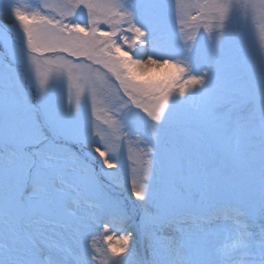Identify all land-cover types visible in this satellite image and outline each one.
<instances>
[{
  "label": "snow or ice",
  "instance_id": "1",
  "mask_svg": "<svg viewBox=\"0 0 264 264\" xmlns=\"http://www.w3.org/2000/svg\"><path fill=\"white\" fill-rule=\"evenodd\" d=\"M240 11L264 0L0 9V264H264V54L228 44Z\"/></svg>",
  "mask_w": 264,
  "mask_h": 264
},
{
  "label": "rangeland",
  "instance_id": "2",
  "mask_svg": "<svg viewBox=\"0 0 264 264\" xmlns=\"http://www.w3.org/2000/svg\"><path fill=\"white\" fill-rule=\"evenodd\" d=\"M39 0H0V9L5 8L9 3H19L23 7L33 8ZM4 22L0 21V27H3ZM227 42L228 44L235 49L242 50L249 60L255 62L260 55L264 54V18H261V14L257 12L253 15L251 12L244 14L243 11L238 12L234 15L233 19L228 25L227 30ZM200 46L205 48H210L211 44L205 40L201 39ZM166 71L164 69H150L147 70L146 75L149 77H155L158 75H163ZM86 94L89 98V104L87 107L88 115L91 116V98H92V89L88 88ZM57 99L65 104L69 101L75 106L76 104V95L77 88L72 82L65 80L64 84L59 86L56 89ZM108 96L109 92L107 88L101 85L99 82L96 85V111L97 115L100 116V120L97 121L93 119V123L96 125L97 130H99L106 137L110 136V143L114 142L119 145V140L116 139L118 132L107 129L103 124V120L107 117V108H108ZM83 103V98L81 100ZM146 134V133H145ZM98 157V154H96ZM132 157V160H137L138 152L134 144L126 145L125 149V159L128 156ZM96 164L99 165V159H97ZM138 163H131L129 167V178L133 174V169H138ZM124 195L127 196V192H124ZM115 241H113L114 243Z\"/></svg>",
  "mask_w": 264,
  "mask_h": 264
}]
</instances>
